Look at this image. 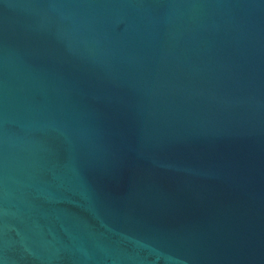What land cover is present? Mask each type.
<instances>
[{"label": "water", "instance_id": "95a60500", "mask_svg": "<svg viewBox=\"0 0 264 264\" xmlns=\"http://www.w3.org/2000/svg\"><path fill=\"white\" fill-rule=\"evenodd\" d=\"M0 264H264V0H0Z\"/></svg>", "mask_w": 264, "mask_h": 264}]
</instances>
